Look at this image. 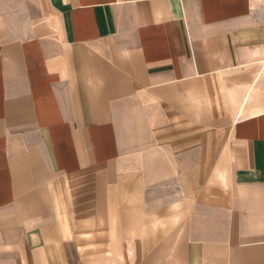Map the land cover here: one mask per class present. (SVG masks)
I'll use <instances>...</instances> for the list:
<instances>
[{
	"label": "crops",
	"instance_id": "crops-1",
	"mask_svg": "<svg viewBox=\"0 0 264 264\" xmlns=\"http://www.w3.org/2000/svg\"><path fill=\"white\" fill-rule=\"evenodd\" d=\"M263 70L264 0H0V264H264Z\"/></svg>",
	"mask_w": 264,
	"mask_h": 264
},
{
	"label": "rangeland",
	"instance_id": "rangeland-1",
	"mask_svg": "<svg viewBox=\"0 0 264 264\" xmlns=\"http://www.w3.org/2000/svg\"><path fill=\"white\" fill-rule=\"evenodd\" d=\"M263 82H264V79H263ZM257 99L259 101H263V103H264V84H263L262 88L258 90Z\"/></svg>",
	"mask_w": 264,
	"mask_h": 264
},
{
	"label": "bare ground",
	"instance_id": "bare-ground-1",
	"mask_svg": "<svg viewBox=\"0 0 264 264\" xmlns=\"http://www.w3.org/2000/svg\"><path fill=\"white\" fill-rule=\"evenodd\" d=\"M262 67H263V66H262ZM263 78H264V70H263L262 74L259 75V77H258V79H257V83H260L261 80H262Z\"/></svg>",
	"mask_w": 264,
	"mask_h": 264
}]
</instances>
